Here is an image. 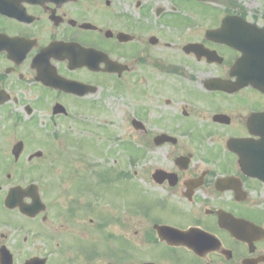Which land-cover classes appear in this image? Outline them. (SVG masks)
I'll list each match as a JSON object with an SVG mask.
<instances>
[{"label":"flooded vegetation","instance_id":"obj_1","mask_svg":"<svg viewBox=\"0 0 264 264\" xmlns=\"http://www.w3.org/2000/svg\"><path fill=\"white\" fill-rule=\"evenodd\" d=\"M249 33L264 36V0H0V264H264V87L236 72L256 83ZM111 89L150 158L141 199L167 204L81 211L70 182L40 187L33 216L40 116H90Z\"/></svg>","mask_w":264,"mask_h":264},{"label":"rangeland","instance_id":"obj_2","mask_svg":"<svg viewBox=\"0 0 264 264\" xmlns=\"http://www.w3.org/2000/svg\"><path fill=\"white\" fill-rule=\"evenodd\" d=\"M112 86H114V84H112ZM106 93H107L105 98L106 102L104 104H101L104 109L100 110L98 114L89 116L91 117L90 118L91 122L89 123V125L86 123L89 119L88 120L85 119L84 115L81 117L80 123H77L79 118L68 120L65 123L59 121V124H57L56 128L53 127L54 124L53 126L51 125V127H49L51 123L50 121L51 117L49 114L43 113V115L39 118L40 120L44 118L42 121V125H40L41 129L45 130L46 132L48 129H50L51 134L55 133L56 131L59 132L60 136L57 142H59L60 146L58 148L61 149L64 153H67L71 157L67 159L68 161H73L72 163L73 166L67 164L65 165L66 167L64 169L66 170L68 166H71L72 168L79 167V169H81L82 175L86 173L93 175L95 173V176H97L95 178L97 180L99 178V174H101L104 170L111 169L112 167L111 165H113L112 163L120 160L118 156L119 151L116 150H120L118 147V143H119L118 140L120 139V134H123V127H124L123 101L121 100L120 96L113 98L110 97L113 95L112 93L110 92H106ZM103 95H104V91H103ZM97 97L98 100L102 101L101 98H99V96ZM106 129L107 131H105ZM50 132L47 133L50 134ZM67 138H68L67 141L70 142L68 143L69 146L65 145V143H67L65 142L66 141L65 139ZM92 140L95 142L94 145L96 149V152L93 153L91 152L90 147H85L88 141L92 142ZM106 144L110 146V148L108 149L109 159L105 156L104 153L108 148ZM127 144L128 143L124 145L125 149ZM54 149H55V145H54ZM135 150L138 153L136 148ZM123 152L124 151L121 150V154L123 156L122 162L116 164V166L119 169L121 166L123 172H125L126 171L125 160L132 156L131 153H123ZM127 154L128 157L126 156ZM59 162L60 161L56 162L54 168H52L54 173H58L64 170ZM82 162L86 163L87 166L81 165L80 163ZM71 167H68L67 170L70 171ZM127 168L129 169L130 167L127 166ZM118 172H120V170ZM53 176L55 179L57 178L55 175ZM44 178L39 180L38 177L36 179L39 180L41 183H43ZM106 182L107 183L103 184V186L100 185L99 187L96 188V192L100 193L101 197L103 198L102 206L104 204V206L107 207V205H109L110 203L113 206V209L119 210L123 202L127 200L138 199L137 185L136 182H134L132 179L124 180L122 178H118L117 181L107 180ZM106 201L109 203L106 204ZM131 203L132 201L128 202L129 207L131 205L135 206V201L134 204ZM108 210L106 208L96 209V211H108ZM102 244L103 241H97V245H102Z\"/></svg>","mask_w":264,"mask_h":264},{"label":"water","instance_id":"obj_3","mask_svg":"<svg viewBox=\"0 0 264 264\" xmlns=\"http://www.w3.org/2000/svg\"><path fill=\"white\" fill-rule=\"evenodd\" d=\"M263 53H264V51H263Z\"/></svg>","mask_w":264,"mask_h":264}]
</instances>
